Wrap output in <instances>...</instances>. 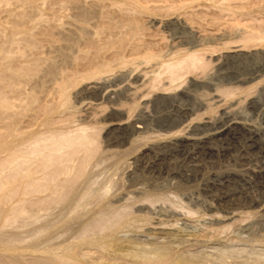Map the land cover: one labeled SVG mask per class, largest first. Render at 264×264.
<instances>
[{"label":"rangeland","instance_id":"obj_1","mask_svg":"<svg viewBox=\"0 0 264 264\" xmlns=\"http://www.w3.org/2000/svg\"><path fill=\"white\" fill-rule=\"evenodd\" d=\"M37 1L33 2L32 7H28L21 5L22 0H0V23L11 21L18 26L24 25L30 28L33 30L32 34L35 33L32 35L34 38L30 37L29 41L34 39L39 42L34 52L43 57H55L56 63L58 58L59 64H56L58 68L65 66L64 68L71 70L75 63L72 61L70 63L68 60L62 61L54 44H58L64 35L77 32L79 26L75 25L77 21L74 20L80 19L76 18L78 8H73L67 2V5L60 10L56 4L57 0ZM77 1L75 0L82 5L83 1ZM144 1L147 4L154 3L151 0ZM223 1L213 0L216 6L208 0H202L195 5L196 7H192V10L181 9L182 11L178 10L170 14L160 12L161 15L158 12H152L142 17L131 14L128 6L123 4L119 6V10L122 11L124 6L127 8L125 10L123 7V11H129L128 14L121 13L123 19L120 11H116L117 6H114L115 9L106 2L107 5L103 4L105 9L102 5L99 8L96 6V14L93 12L90 15L91 23L86 24L90 26L89 31L102 25L105 27L110 22L113 32L116 25H120L119 21L123 23L126 19L133 20L135 16L134 20H138L146 36L144 42L151 40L155 48L162 49L164 53L189 47L190 43L192 46L198 41L210 39H215L218 45H213L216 49L214 54L209 52V55L204 54L203 61L206 62V66L203 72L198 70L194 75H186L179 88L165 93L141 96L144 91L146 92L147 87L135 90L130 85V75L126 70H117L111 75H103L95 81H84L71 88L70 106L76 108V111L72 107L70 109L72 119L75 121L72 126L81 123V125H87L86 127L90 126L88 128L92 132L97 130L94 134L97 138L98 152L87 166L84 174L86 181L82 180L80 183L82 187L79 188V192H83V195H92L91 197L84 195L85 202L88 197L87 202L90 203L86 204L87 209L94 207L98 200L105 197V201L110 200L108 202L114 205L130 204L131 214L137 215L132 229L128 228L129 231L127 228L122 229L118 231L119 234L117 233L118 236L116 235L115 238L108 237L103 243L92 247L91 257L94 261L88 264H134L139 259L137 257L142 259L149 257L153 260L154 257L160 256L165 264L172 258L180 264L196 261L209 262V264H264V46L242 51L234 48L232 52L219 50L221 43L228 37L235 38L240 35L246 25L264 26V0ZM225 2L229 9L233 8L232 10L236 11L234 15L229 14L231 11L225 13L226 9L221 11L222 5L226 7ZM88 3L90 4L89 1ZM151 3L150 6H152ZM35 4L41 7L39 8L42 9L44 19L47 21L39 23L37 27L35 22L39 11L36 10ZM240 6L242 10H239ZM217 7L218 9H215ZM194 8H196L195 13ZM235 8L238 10H234ZM243 12L246 13L243 14ZM214 13L215 17H213ZM130 14L133 16L128 17ZM212 18L214 20L211 21ZM32 23H35V29H32ZM57 23L60 26H57L59 25ZM68 26H71V31ZM117 29L119 30L120 27ZM118 30H116L118 33H113L114 37L123 36L124 31ZM103 35L105 36V33ZM22 40L19 46L20 44L24 46L26 43L24 40H28V37ZM83 43L81 46L84 45ZM235 53H242L243 57L234 59L231 56ZM84 64L89 63L88 61L81 65L79 63V68H83ZM151 65L150 63L140 64L137 68L139 69L137 72L142 73L140 83L148 81L150 75L144 74L150 71ZM257 67L263 70L254 72L253 69ZM255 75L258 78L253 79ZM250 76H252L251 80ZM45 87L47 89H44ZM51 89L50 82L36 89L40 103L50 99L48 93ZM231 89H235L233 90L235 94L229 98H223L224 92L232 91ZM182 109L189 111L190 116L183 115ZM177 129L180 130L175 135L172 134ZM224 129H228L226 134L214 136L217 130ZM89 132L92 133L90 130ZM202 147L205 149L202 150ZM101 188L102 191L105 188V192L102 193ZM129 191L132 195H129ZM154 191L160 195L166 194L169 203L167 204L165 198L164 201L161 199V202L158 200V203H150L144 199L147 194ZM141 197L144 202L139 200ZM136 198H139L137 202ZM176 201L178 204L175 203ZM92 203H94L93 206H91ZM61 207H56L57 210L53 207L43 212L44 216L40 221L44 219V224L58 217L62 218L64 211L66 214L68 211L62 205ZM84 209L85 205L78 207L71 212V216ZM55 212L57 214L53 216L52 213ZM45 219L49 220L45 221ZM32 223L24 226L18 222L17 228L16 224L15 229L9 226L5 233L8 236L13 233L12 235L17 236L19 241L25 238L23 241L27 242H23L24 244L40 241L42 237L37 236L38 234L32 229H36L35 227L42 223L39 224V221ZM139 225L142 229L138 227ZM150 227L166 230L168 238L167 236L154 237L150 234ZM124 231H127L126 234ZM105 232L108 231L105 230L102 234ZM35 233L37 235H33ZM43 233L46 232L43 231ZM179 233L186 236L181 238ZM58 236L60 237L58 241L63 238H70L72 241L75 239L71 237V228L60 232Z\"/></svg>","mask_w":264,"mask_h":264},{"label":"bare ground","instance_id":"obj_2","mask_svg":"<svg viewBox=\"0 0 264 264\" xmlns=\"http://www.w3.org/2000/svg\"><path fill=\"white\" fill-rule=\"evenodd\" d=\"M34 1L35 0H22L23 4L21 5L32 7V4L36 3ZM81 1H83V3H81L82 5H79L77 3L78 1L75 2V0H57L56 2L58 9L60 8V10H62V8L67 5V2L68 4H71L73 8H78V14L76 13V11L75 13L77 14L76 18L80 19H75L74 21H77V23H73L77 27L79 26L78 30L77 28H75L77 32L74 30L75 33H72L73 35H62L63 37H61V41H59L58 44H54V48L56 49V52L58 53V56L62 61L64 60L66 62L68 60L70 63L71 61L75 63L74 68H72L71 70L64 68L65 66L58 68L56 65L59 64L58 58L56 63L55 57H43V55L35 53L36 51L34 52V50L38 47L37 43L39 42L34 39L29 41L30 37L32 38V35L35 33L34 32L32 34L33 30H31L30 28H26L24 27V25L18 26L16 25V23L14 24L11 21H1L0 23V25L2 26L0 27V264H88V262L94 261L91 257L92 247H96L99 244L103 243L104 240L108 237L115 238L116 235L118 236L119 234L118 231L122 229H132V225L137 219V215H133L130 212V204L123 202L124 204L114 205L111 202H108L110 200L105 201V197L104 199L101 198L100 200H98V202L96 201L97 203L96 205H94V207L87 209L88 207H86V204L89 203L87 202L88 197L87 201L85 202L84 195L88 194L83 195V192H79V188L82 187L80 186L82 180L86 179L84 174L87 166L98 152L99 147L97 145V138L94 134V132H96L97 130L94 131V129V132H92V130L88 128L90 126L86 127L87 125H81V123L72 126L75 121H73L72 119L73 115L70 109L71 107L74 109L75 106H70L71 102L69 100V92L71 88H74L77 84L84 81H95V79L101 78L103 75H111L117 70H126L130 75V85H132L135 90L138 91L142 89V87H147L146 92L144 91L141 96L165 93L167 91L174 90L175 88H179L186 75H194L198 70H202L203 72L206 66V62L203 61L204 56L206 55V53L208 54V52L214 54L216 49L213 45H218L215 39H210L211 41H198L197 43H195V45L192 44V46L189 42V47H182V49L179 48L177 50L173 48L175 49V51L171 49L173 51L164 53L162 49H156L151 40H149L150 42H144L146 36H144V33L142 32L143 28H141L142 26L139 25L138 20H134L135 16L133 20H131L132 18L126 19L123 23L122 21H119L121 22L120 25H116L114 32L118 30L117 27H120L118 31H121V29L124 31L123 36L121 37H119V35H117V37H114L115 34L113 36L114 32L111 30L112 26L110 22V25H105V27L103 25L98 28L95 26L97 29H93V31L88 30V27H90L89 24L86 25L88 22H90V15L93 12H96V6H98L99 8V6L102 5L103 9H105V6L103 4L107 5L108 3H110L112 7L117 6L118 9L114 7L116 11L119 10L121 5L126 4L131 14L141 15L140 17H142V15L149 13L151 14L152 12H162V14L163 12H166V14H170L181 9L189 8V10H192V7H194L202 0H151L152 2H154L153 5L150 2L152 6L149 5L150 3L147 4L144 0ZM88 1L90 2V4H87ZM143 1L145 2V4ZM208 1L215 4L213 0ZM106 2L108 3L106 4ZM225 3L226 7L225 5H222L220 8L221 11L223 12L227 10V12L225 13H229L228 11H231V13L229 14L234 15L236 11H233V8L229 9V7L227 6V2ZM215 5L217 6V4ZM39 7V5L35 4L36 10L38 9L39 11L35 22L36 27L39 23L41 24L44 21L47 22L44 19L45 17L43 15L42 9H40L41 7ZM123 7L121 9L122 11L119 10L120 14L122 12H126L123 10L127 7H124V9ZM240 8L241 9L239 10H242V6H240ZM195 9L196 8L193 9L194 13ZM215 9H218V7ZM234 10L238 9L235 8ZM128 12L126 13L128 14ZM58 13H60V11ZM182 13L183 12H181V14ZM191 13L193 14V12ZM245 13L243 12V14ZM12 14H14L13 11ZM131 14L128 17H132L133 15ZM166 14L164 13V15ZM210 14L212 15V13ZM213 15V17H215V13ZM122 16L123 15L121 14V17ZM189 20L194 22L191 19ZM194 20L197 21L196 18H194ZM212 20L214 19L212 18L211 21ZM35 23H32V29L34 28ZM259 23H261V21H259ZM60 24L61 29H63L64 27L62 28L61 22ZM60 24L57 26H60ZM72 26L74 28V25ZM236 26L238 25L236 24ZM201 27L202 26H200V28ZM70 28L71 26L69 27V31H71ZM241 32L242 33L235 38L228 37L225 42L221 43L222 46L219 47V50H222L223 52H232L234 48H238L237 51H242L245 49L248 50L252 47L255 49L256 46H264V26L246 25ZM104 33L105 36L103 35ZM24 37H28V40H24L26 42L24 46H22V44H20L19 46L18 44L21 43L20 41H23L22 38ZM221 38L222 41H224V38ZM81 43H83L84 45L81 46ZM182 43L183 42H181V44ZM231 57H233L234 59H240L241 57H243V54L235 53ZM87 61L89 63L88 65L84 64L85 66L83 68H79V63L81 65V63H87ZM149 63L152 64L150 66V71L145 72V74L143 73L145 76L150 75L149 79L147 82L144 81L140 83V81H142V73L137 72L139 70H137V68L140 64L144 65ZM253 70L254 72H257L262 71L263 69L257 67ZM204 76L205 75H203V77ZM251 77L252 76H250V80ZM252 78L254 79L258 77L257 75H255ZM164 81L166 83H164ZM47 82L48 84L49 82L52 83L51 91L48 90L50 91V93H48L50 99L48 98L49 100L40 103L36 94V89L42 88ZM44 89H47V87H45ZM246 89L245 91H247ZM233 90L235 91V89ZM233 90L224 92L225 96L223 95V98H229L234 95L235 93L233 92ZM181 113L187 117L190 116L189 111H187L186 109H182ZM89 130L92 133H90ZM179 130L180 129L173 131L172 134L175 135V133H177V131ZM227 130L228 129L220 131L217 130L214 136L224 135L228 132ZM204 149L202 147V150ZM179 185L180 184H178V186ZM107 188H109L108 185ZM104 190L102 191L101 188L102 193L105 192ZM107 191L106 193H108ZM168 194V196H170L169 192ZM129 195H132L130 194V191ZM91 196L92 195H90L89 197ZM141 198L138 199L141 201L143 200L142 202H144L145 199L147 201H150V203H158V200H160L161 202V199L163 201L167 199V204L169 203L166 194L160 195V193L156 191L150 192V194H147L144 199ZM130 199L128 200L129 202L131 201ZM138 199L136 198V202ZM134 202L135 201H133V203ZM175 203L178 204L177 201ZM93 204L94 203H92L91 206H93ZM164 204H166V202ZM61 205L68 211L67 214L64 211V216L62 218L58 217L51 221H48L49 219H45V221L47 220L48 222L44 224V219L42 222L40 221L41 217L43 218L44 216L43 212L51 210L53 207H61ZM84 205V210L79 211L77 212V214L71 216L72 211ZM172 205H170V207H173ZM55 210H57V208ZM56 212L52 213L53 216L57 214ZM34 221H39V224L42 223V225L38 224L39 226L35 227L36 229H32L38 234L37 235L35 233L33 235L40 236V238L42 237L40 241H35L34 243L33 241H31L29 244H24L23 242H27L26 240L23 241L25 238L19 241V238H17V236L12 235L13 233L9 236L8 234H6L7 232L5 230L9 226H11L10 228L14 227L13 229H15V224L17 228L18 222H21V224H23L24 226H28L32 222V224H34ZM144 225L145 224H143V226ZM140 226L141 225H139L138 227ZM206 226H208V224H206ZM158 227H150V234H152L154 237L159 238L168 235V232L166 230ZM69 228H71V237H74L75 239L72 241L70 240V238H63V240L61 239L60 241H58L60 239L58 234L60 232L66 231ZM105 230H107L108 232L102 234ZM180 230H182V228ZM43 231H45L46 233L44 234ZM172 232L174 233V231ZM42 233L44 235H42ZM182 233H179L181 235V238L182 236H186ZM166 238H168V236ZM17 242L20 243L17 244ZM121 255L123 257V254ZM137 258L139 259L136 260ZM137 258L134 259L136 260L134 264H165L163 259H161V256L159 258L154 257L153 260L149 259V257H144V259H142L141 257ZM166 264L180 263H177L176 260L172 258ZM182 264H209V262L204 263L203 261H196L189 263L185 262Z\"/></svg>","mask_w":264,"mask_h":264}]
</instances>
